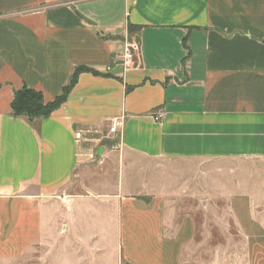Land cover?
I'll return each mask as SVG.
<instances>
[{"label": "crops", "instance_id": "crops-1", "mask_svg": "<svg viewBox=\"0 0 264 264\" xmlns=\"http://www.w3.org/2000/svg\"><path fill=\"white\" fill-rule=\"evenodd\" d=\"M79 68L49 117L11 115L16 91L53 102ZM95 157L104 179L73 192ZM218 161L228 186L205 180ZM176 162L183 195L224 198L227 218L170 201ZM210 220L241 260L197 258ZM40 245L54 264H264V0H0V261Z\"/></svg>", "mask_w": 264, "mask_h": 264}, {"label": "rangeland", "instance_id": "rangeland-1", "mask_svg": "<svg viewBox=\"0 0 264 264\" xmlns=\"http://www.w3.org/2000/svg\"><path fill=\"white\" fill-rule=\"evenodd\" d=\"M205 168V180L208 183V181L212 182L214 181V178L216 179H221L222 186L224 187L225 185L228 186L231 182V174L228 171V167L230 166V162H223V161H218V162H205L203 163ZM188 163H181V162H176V163H169L165 164L162 166H159V170H164L167 172H172V173H166V177L168 181L173 178L175 183L170 184V187L167 189H163L164 193H167V197H169L171 202H177L178 204L176 207L178 209L182 210H189L192 211L195 217V221L197 223V226L201 225L204 223L205 219V212L207 210V213L211 215V217L214 219V215L216 217H223L227 218V211H226V204H225V199L223 198L222 200H213L211 201L210 205L205 206L206 209H196L198 207V202L195 199L196 197L194 196H189V195H183V190H182V182L186 181L187 178V172L190 170L188 169ZM221 168V171H216L214 170L216 168ZM106 178H108L109 181L115 180V172L113 169H111V166L106 165L105 169ZM228 172V173H227ZM102 170H99L98 168V158H94L93 164L89 166V168H86L85 170H78L76 175H75V181L78 182V185L76 184L74 186L73 192L75 193H82L85 187H92L95 188L97 187V181L102 180ZM191 176V174H189ZM234 175V174H233ZM104 179V178H103ZM98 191L103 192L104 190L101 188H97ZM157 191V190H156ZM209 197H214L213 193L208 192L206 193V198ZM210 202V201H209ZM211 213H210V212ZM208 224L207 228V235L206 237H197L195 238V241L197 243H202L201 247L195 250V255L199 259H208L212 253L214 252L215 248H221L224 253V251H230V253L233 252L232 256L238 255L237 259L238 261L241 260L242 258V251L240 249V246L242 244L240 238L236 236L232 237H223L219 234V231L215 227L214 221L210 220L206 222ZM231 249L229 250L230 245ZM63 254V253H62ZM61 255L60 249L57 247V249L54 248H49L44 245H40L35 247L30 251L29 254H27L25 257L20 258L15 261H0V264H54L55 257L57 256V259H59ZM68 257L69 254H66ZM187 256H184V259H186ZM232 258V257H231ZM233 259V258H232Z\"/></svg>", "mask_w": 264, "mask_h": 264}, {"label": "trees", "instance_id": "trees-1", "mask_svg": "<svg viewBox=\"0 0 264 264\" xmlns=\"http://www.w3.org/2000/svg\"><path fill=\"white\" fill-rule=\"evenodd\" d=\"M84 71L87 70L84 68L75 70L69 84L63 88L61 95L56 97L53 102L47 104L44 103L41 93L35 92L25 86L22 87L14 93L10 105L11 115L17 118H24L28 122L49 117L66 101L71 88L76 83L78 75Z\"/></svg>", "mask_w": 264, "mask_h": 264}, {"label": "built area", "instance_id": "built-area-1", "mask_svg": "<svg viewBox=\"0 0 264 264\" xmlns=\"http://www.w3.org/2000/svg\"><path fill=\"white\" fill-rule=\"evenodd\" d=\"M137 50V45L135 44H127L126 45V49H125V53L123 55V60L125 62V64H127L128 62H130V60L132 59V52ZM160 116L156 117V120H159ZM110 132L113 133L115 132V127L111 126L110 128Z\"/></svg>", "mask_w": 264, "mask_h": 264}]
</instances>
